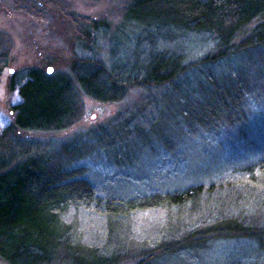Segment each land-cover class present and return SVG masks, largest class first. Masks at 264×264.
Segmentation results:
<instances>
[{
	"label": "rangeland",
	"instance_id": "1",
	"mask_svg": "<svg viewBox=\"0 0 264 264\" xmlns=\"http://www.w3.org/2000/svg\"><path fill=\"white\" fill-rule=\"evenodd\" d=\"M42 1L51 13L27 10L23 6L33 4L24 0H0V46L8 52L0 77V134L11 124L17 102L10 92L11 78L38 65L52 74H69L73 55L80 53L72 47L74 21L64 18L68 25L52 16L62 15V4L81 17L110 23L109 33L96 34V49L118 73L124 61L138 72L140 57L159 48L184 58L186 67L196 65L215 46L207 36L177 31L164 32L161 44L156 35L142 41L132 26L124 25L121 0ZM260 50L211 67L214 76L228 71L234 86L238 79L233 76L244 77L249 85L244 114L233 125L216 129L209 123L214 129L206 131L188 124L191 118L189 123H194L188 108L194 110L197 104L199 110L205 103L199 86L203 76L192 74L193 67L181 75L180 84L186 75L190 79L178 89L136 87L122 100L108 103L83 96L82 113L68 130L18 133L27 148L71 158L70 169L78 170L103 198L126 200L199 188L179 206L123 218L72 211L67 224L77 256L94 257L100 264H264V253L253 239L264 232V48ZM0 264L7 263L0 258Z\"/></svg>",
	"mask_w": 264,
	"mask_h": 264
},
{
	"label": "trees",
	"instance_id": "2",
	"mask_svg": "<svg viewBox=\"0 0 264 264\" xmlns=\"http://www.w3.org/2000/svg\"><path fill=\"white\" fill-rule=\"evenodd\" d=\"M24 1L33 4L24 5L27 10L52 12L47 1ZM62 9L61 16H52L59 22L64 18L74 21L77 35L72 47L80 52L73 55L69 74L48 73L38 65L14 75L9 86L17 102L11 108V124L0 134V258L7 264H65L67 257L68 264L79 260L100 264L94 257L83 259L74 253L67 224L72 211L86 210L110 220L179 206L199 192L195 187L126 200L103 198L88 180L79 176L78 170L70 169L71 158L57 159L45 151L39 152L41 148H27L29 144L18 141V133L68 130L82 113L83 96L108 103L122 100L136 87L171 85L178 89L190 79L186 75L180 84L181 75L193 67L192 74L199 71L203 76L199 86L205 103L199 110L197 104L194 110L188 108L194 120H187L188 124L206 131H211L209 123L216 129L233 125L244 114L243 99L249 96V85L244 77L233 76L238 79L234 86L228 71L215 77L211 67L264 48V0H121L124 25L132 26L142 41L146 35H156L153 38L160 37L161 44L164 32L177 31L207 36L215 46L196 65L186 67L184 58L159 52V48L140 57L138 72L128 69L124 61L118 73L116 66L99 58L96 49L100 45V35L96 34L109 33L110 23L81 17L66 10L63 4ZM7 65L8 52L2 45L0 77ZM234 115L237 119L231 121ZM217 118L221 123L216 122ZM260 166L264 171V163ZM263 233L253 239L264 253Z\"/></svg>",
	"mask_w": 264,
	"mask_h": 264
},
{
	"label": "water",
	"instance_id": "3",
	"mask_svg": "<svg viewBox=\"0 0 264 264\" xmlns=\"http://www.w3.org/2000/svg\"><path fill=\"white\" fill-rule=\"evenodd\" d=\"M52 72V69H48V73H51Z\"/></svg>",
	"mask_w": 264,
	"mask_h": 264
}]
</instances>
